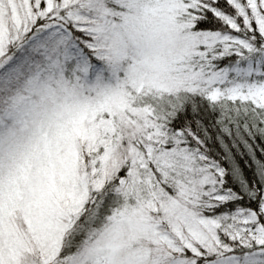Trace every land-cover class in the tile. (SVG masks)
<instances>
[{
    "label": "rangeland",
    "instance_id": "1",
    "mask_svg": "<svg viewBox=\"0 0 264 264\" xmlns=\"http://www.w3.org/2000/svg\"><path fill=\"white\" fill-rule=\"evenodd\" d=\"M25 1L0 0V48L7 34L13 36L20 31ZM66 1L70 4L67 10L72 7V11H88L84 16L87 22L76 18L78 26L84 24L80 30L93 38V57L100 56L103 63L93 69L75 60L69 84L63 80L50 81V85L33 83L29 90L17 88V101L13 95L10 102L4 100L5 106H15L10 111L17 119L11 118L10 124L0 127L4 131L0 139V251L3 236L6 246L0 252L2 263L17 264L21 260V264H46L54 260L53 264H195L193 260L209 257L213 261L208 264H264V226H258L256 216L261 213L264 220V199L259 212L240 211L222 220L205 217L201 208L210 206L214 199L215 179L204 178L185 150H161V125L150 118L153 111L162 115L161 110L173 109L183 97L174 91L182 83L177 66L197 45L208 43L205 36H195L176 24L179 13L190 3L184 6V0H130L123 12L112 15L100 9L94 15L89 10L99 0ZM117 5L124 8L120 2ZM245 6L263 37L259 55L264 62V0H246ZM26 18L25 13L22 20ZM223 19L232 28L239 26L227 17ZM246 22L240 25L250 36ZM53 28L32 37L25 63L32 66L29 61L35 53L44 64L54 62L59 57L52 52L57 43L71 44V36L63 26ZM208 37L211 42L212 35ZM243 38L235 36L234 44L244 54H251L252 43ZM17 66L13 63L0 78V93L17 80ZM259 70L258 65L236 62L224 75L215 73L206 81H201L203 77H188L185 86L207 87L215 91L213 96L221 92L259 104L264 100V82H257ZM217 82L222 85H215ZM132 101L146 108L134 111ZM125 109L126 116L142 117L139 123L130 119L134 123L129 129L148 143L143 157L137 152L131 156L114 150L124 138L123 129H128V123H123L125 116L119 113ZM226 109L236 119L231 129L236 139H246L247 129L241 128L245 123L238 122L244 115L256 112L264 125L262 111L244 106ZM114 120L118 124H113ZM249 124L255 128L256 118L250 117ZM106 130L108 136H103ZM110 135L119 140L113 142ZM124 165L129 170L126 179L121 178V203L92 227L100 206L106 203L102 197L111 199L101 192L92 215L81 224V230L88 227L80 243L71 255L55 258L53 251L63 232L79 214L91 190L99 191ZM258 176L264 184L262 175ZM163 182L174 188L173 195L161 186ZM63 217L69 220L65 223ZM7 228L19 229L38 250L34 248L31 257L19 259L20 254L14 253V237L3 232ZM244 233L255 239L258 249L242 256H226L223 252L231 246L225 237L231 243L250 242L246 236V241L242 239Z\"/></svg>",
    "mask_w": 264,
    "mask_h": 264
},
{
    "label": "trees",
    "instance_id": "2",
    "mask_svg": "<svg viewBox=\"0 0 264 264\" xmlns=\"http://www.w3.org/2000/svg\"><path fill=\"white\" fill-rule=\"evenodd\" d=\"M129 1L130 0H99L98 5L91 8L89 11L91 14L95 15L96 13H100V9H105L109 11V14L114 15L118 12H123L126 6H128L127 4ZM118 2H120L124 8L118 7ZM245 2L246 0H195L194 3H192L191 0H184V6L190 4L181 10L176 18V24L183 26V28H186L195 36H205V41L208 43L206 45L201 43L197 45L190 54L184 56L185 58H183L181 63L177 66V73L178 76L181 77L182 83L174 91H176L178 96L183 97L179 99V102L173 109L165 108L161 110L162 115H158L153 111L150 116L153 121L161 125V150L168 151L173 148L185 150V153L193 161V164H197L199 168H201L200 170L204 178L208 179L210 176V178L215 179V188L217 190L211 195L214 199L211 200L212 203L210 206L201 208V213L204 214L205 217L220 220L226 216L232 217L233 214L240 211L249 210L259 212L263 203L264 184L258 175L260 173L264 178V125L258 113L250 112L249 117L244 115L238 122L245 123L241 128L246 127L247 129L246 139L244 141L240 139V141L232 134V123L236 119L233 113L229 112L226 107L236 108L244 106L250 111H262V117L264 118V100L258 104L251 99L240 100L235 97H230L229 95L227 96V94L223 95L221 92L213 96L215 91H212L210 88L203 87V89H201L202 87H195V89H193L190 87V84L187 86L185 85L188 77L194 79L203 77L201 81H206L211 78V76H214L215 73L224 75V71H228L236 62L245 66H247V64L251 66H253V64L258 65L261 71L259 70V80L257 82H264V62L259 55L263 37L258 28L253 26L248 16L249 14L248 10H246ZM66 4V0H26L21 6L22 14L19 18L21 29L20 31L14 32L13 36L10 33L7 34L5 43L0 48V78L2 75H5L4 72L8 71L13 63L18 65L17 67L20 72L16 77L17 80H13L10 87L1 90L0 127H2V124H10L12 122L11 118H16V115H13V111H10V109H14L15 106H5L4 100L6 103L7 101L10 102L13 95V100L17 101L19 96L17 88H19V90H29L33 83L35 86L37 83L43 84L47 82L50 85L49 82L54 80H63L69 84L71 80L69 75H71V68L75 60L79 61L81 65H91L93 69L96 68L98 64L102 65L103 61L100 60V56L96 59L93 57L95 51L93 48L95 46L92 44L93 38L86 31L80 30L84 24L79 28L78 19H76L83 18V21L87 22L84 20V16L88 11H83V9L81 11H72V7L67 10L65 7H69L70 4ZM48 8H51V10H48ZM55 9L58 11L55 12ZM25 13L27 18L24 22L22 16ZM219 13H221V16L218 15ZM225 17L229 18L233 24L239 26L232 28L229 23L223 19ZM95 20V18L92 19L93 22ZM244 20H247L245 29L250 32V36L243 31L240 25ZM26 25H29V27ZM58 25L63 26L65 32L70 34L71 44L70 42L63 44V41L57 43L52 52H55L59 57L53 59L54 62L47 61L44 64V62L42 63L43 60L39 58V53H35L34 59L29 61L32 66L25 63V52L31 39H33L32 37L36 35L40 36V33L43 32L44 29L47 28L46 32H48L50 31L49 29H54L53 27ZM208 35H212L211 42H209L210 37H208ZM235 36H241L243 39L250 41L252 43V45H250L252 46L253 52L251 54H244L246 52H244L240 46L238 48L237 43L234 44L235 39L233 38ZM213 39L215 40L214 42ZM239 51L240 55H238ZM71 55L74 59L71 58ZM182 72L184 75L180 76L179 74ZM54 83L56 82L54 81ZM215 85L220 86L222 83L217 82ZM15 91L17 92L15 93ZM218 105H224L225 109H211ZM131 107L132 110L139 112L146 108V106L135 105L133 101ZM127 111L128 109H125L124 112L120 110L119 113L125 116L123 123H128V129H123L124 138L120 139L121 141L116 144L115 149L114 147L111 149L119 153L121 152L123 155L129 154L131 156L137 152L143 157L144 154H146L148 143L144 144V137H142V135L131 134V130L129 129L133 128L134 123V121L132 122L130 119H134L139 123L142 117L137 114H134L133 117L126 116ZM242 113L249 114L247 112ZM250 117H254L257 120V124L254 126L255 128H252L249 124ZM144 118L148 119L149 117ZM118 122L114 120L113 124L116 125ZM3 132L4 131L0 128V139L3 137ZM107 132L106 130L103 136H108ZM110 136H112L113 142L119 140L113 135ZM97 141L101 146L100 140ZM151 146H154V144ZM128 170L129 167L124 165L99 191L91 190L86 201L83 203L81 211L70 220L68 228L63 232L56 250L53 251L55 258L59 259L65 255H71L73 250L80 243L81 237L88 227L81 230L83 226L81 224L82 222L84 223L87 217L92 215V211L97 206V200L100 198L101 192L106 193L111 199L102 197L103 200L106 199V203L100 206L96 214L97 218L92 224V227H96L107 217L111 210L118 207L122 201L120 195L124 194V189L122 184H120L121 178L126 179ZM138 174L141 175V173ZM153 176L159 180L158 173L154 172ZM161 186L173 195L174 188H170V186L168 184L165 185V183ZM256 216L259 217L257 220L258 226H264V220L261 219L262 214L259 213V215ZM61 220L66 223L69 217H63ZM253 228L254 227L251 226V229ZM261 228L264 229V227ZM3 232L7 237H14V253L20 254L19 259L22 256L31 257L34 248L38 250L36 244L32 245L27 237H23L19 229L10 230V228H7ZM245 236L250 242L235 241L231 243L227 237H225L226 241L231 246V250L229 247V249L223 253H226L228 257H237L255 252L258 249L255 245V239L252 237L250 239L248 237L249 234L244 233L242 236L243 240H245ZM3 239L5 241L4 236L1 241V245L3 244L1 246L2 252L6 247L3 243ZM263 258L264 256H262L261 259ZM190 259L193 260L192 258ZM53 261L54 260H50V262L46 264H53ZM193 261L195 264H208L211 263L213 259L210 260L209 257H200ZM0 264H3L2 260H0ZM17 264H21V260H19Z\"/></svg>",
    "mask_w": 264,
    "mask_h": 264
}]
</instances>
